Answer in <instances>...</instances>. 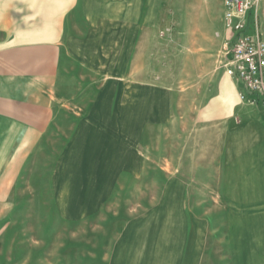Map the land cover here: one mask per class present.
<instances>
[{
	"label": "rangeland",
	"instance_id": "1",
	"mask_svg": "<svg viewBox=\"0 0 264 264\" xmlns=\"http://www.w3.org/2000/svg\"><path fill=\"white\" fill-rule=\"evenodd\" d=\"M179 4L169 0L158 26L139 31L136 75L115 81L122 84L119 98L125 103L117 98L111 109L98 102L89 116L106 120L94 127L107 129L109 143L120 145V157L115 151L117 157L111 158L119 160L116 169L104 166L110 187L99 204L93 203L99 190L86 187L102 176L91 171L98 168L91 165L96 158L86 155L65 163V152L81 127L77 123L89 115L98 92L95 80L72 75L59 111L63 122L51 139L5 157L7 166L17 169L10 181L21 187L6 191L19 204L4 207L27 214V233L36 239L41 234L48 261L231 264L224 202L240 189L239 173L229 167L242 156L233 158L232 148L220 145L228 121L233 132L243 125L234 113L238 106L253 109L263 124L264 112L242 101L226 74L219 0H208L198 17L192 15L194 3ZM182 17L202 22L201 33L178 28ZM77 197H82L80 203ZM56 202L67 220L54 218ZM84 202L92 204L89 210Z\"/></svg>",
	"mask_w": 264,
	"mask_h": 264
},
{
	"label": "crops",
	"instance_id": "2",
	"mask_svg": "<svg viewBox=\"0 0 264 264\" xmlns=\"http://www.w3.org/2000/svg\"><path fill=\"white\" fill-rule=\"evenodd\" d=\"M186 1L194 3L192 15L198 17L208 0H180L179 6ZM151 2L0 0V264H56L43 254L45 242L41 234L36 239L35 234L27 233V214L15 209L10 212L4 207L19 204L6 191L21 187L19 181H10V174L17 169L7 166L5 157L16 148H33L35 142L51 139L63 122L61 103L69 95L67 80L72 75L85 82L95 80L99 89L89 106V115L77 123L81 127L78 132L76 129L65 152V163H74V158L81 156L95 157L97 161L91 165L98 168L91 171L102 176L86 187L99 190L93 203L99 204L105 196L110 181L104 176V166L111 164V171L116 169L119 160L114 162L111 158L117 157L115 151L120 153L117 150L120 145L109 143L111 136L107 135V129L101 131L94 127L106 124V120L101 122L89 116L98 102L109 103L111 109H116L117 98L120 105L125 103L119 98L122 84L115 81L136 75L139 31L158 26L157 18L169 0H156L154 6ZM219 2L225 43L224 0ZM257 15L264 38V0L259 4ZM183 19L186 18L182 17L178 28L201 33L202 22L190 23ZM99 113L95 115L100 116ZM234 113L243 125L238 132H233V122L228 121V131L220 145L222 150L231 147L233 158L242 156L241 162L231 163L229 167L239 173L240 189L229 193L224 202L227 247L232 253L230 263L264 264V124L246 105L238 106ZM129 139L125 138L127 144ZM237 166L241 171L236 170ZM77 199L78 203L82 201V197ZM57 203L54 218L67 220L58 211ZM84 204L92 206L89 202Z\"/></svg>",
	"mask_w": 264,
	"mask_h": 264
},
{
	"label": "built area",
	"instance_id": "3",
	"mask_svg": "<svg viewBox=\"0 0 264 264\" xmlns=\"http://www.w3.org/2000/svg\"><path fill=\"white\" fill-rule=\"evenodd\" d=\"M261 0H224V68L239 97L264 112V38L257 11Z\"/></svg>",
	"mask_w": 264,
	"mask_h": 264
}]
</instances>
